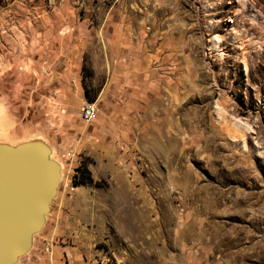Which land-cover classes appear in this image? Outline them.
<instances>
[{
  "label": "rangeland",
  "instance_id": "1",
  "mask_svg": "<svg viewBox=\"0 0 264 264\" xmlns=\"http://www.w3.org/2000/svg\"><path fill=\"white\" fill-rule=\"evenodd\" d=\"M36 140L17 264H264V0H0V141Z\"/></svg>",
  "mask_w": 264,
  "mask_h": 264
},
{
  "label": "water",
  "instance_id": "2",
  "mask_svg": "<svg viewBox=\"0 0 264 264\" xmlns=\"http://www.w3.org/2000/svg\"><path fill=\"white\" fill-rule=\"evenodd\" d=\"M41 140L0 144V264H17L33 246L61 182V166Z\"/></svg>",
  "mask_w": 264,
  "mask_h": 264
},
{
  "label": "built area",
  "instance_id": "3",
  "mask_svg": "<svg viewBox=\"0 0 264 264\" xmlns=\"http://www.w3.org/2000/svg\"><path fill=\"white\" fill-rule=\"evenodd\" d=\"M97 116V108L94 103L85 102L81 108V118L86 123H90ZM68 157H72V153H67Z\"/></svg>",
  "mask_w": 264,
  "mask_h": 264
},
{
  "label": "trees",
  "instance_id": "4",
  "mask_svg": "<svg viewBox=\"0 0 264 264\" xmlns=\"http://www.w3.org/2000/svg\"><path fill=\"white\" fill-rule=\"evenodd\" d=\"M77 171L81 172V177H79L78 180L75 182L76 185L90 184L93 182L91 173L86 166L83 168H78ZM76 178L77 177H75V179Z\"/></svg>",
  "mask_w": 264,
  "mask_h": 264
},
{
  "label": "crops",
  "instance_id": "5",
  "mask_svg": "<svg viewBox=\"0 0 264 264\" xmlns=\"http://www.w3.org/2000/svg\"><path fill=\"white\" fill-rule=\"evenodd\" d=\"M43 136H44V138H45L46 140H48V141L50 142L51 145L55 144V145L58 147V142H57V140H56L55 138H53V136H51V134H47V133H45ZM51 145H50V146H51Z\"/></svg>",
  "mask_w": 264,
  "mask_h": 264
},
{
  "label": "bare ground",
  "instance_id": "6",
  "mask_svg": "<svg viewBox=\"0 0 264 264\" xmlns=\"http://www.w3.org/2000/svg\"><path fill=\"white\" fill-rule=\"evenodd\" d=\"M7 131V130H6ZM1 133H3V132H1ZM5 136V135H4ZM2 138V137H1ZM2 140H3V138H2ZM6 140V139H5ZM8 142H11V141H8ZM29 142H31V141H26V142H20V143H16V144H7V143H2L1 141H0V144H4V145H9V146H17V145H20V144H24V143H29ZM13 143H15V142H13ZM51 159L52 160H54V155H53V152L51 153ZM56 162V161H55ZM60 164V163H59ZM60 166H61V164H60Z\"/></svg>",
  "mask_w": 264,
  "mask_h": 264
}]
</instances>
